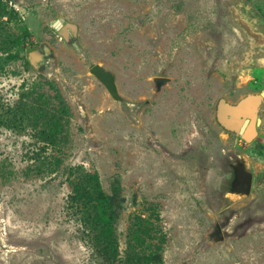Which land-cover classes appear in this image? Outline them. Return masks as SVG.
<instances>
[{
  "label": "rangeland",
  "instance_id": "obj_1",
  "mask_svg": "<svg viewBox=\"0 0 264 264\" xmlns=\"http://www.w3.org/2000/svg\"><path fill=\"white\" fill-rule=\"evenodd\" d=\"M9 1L0 36L20 57L0 52V114L15 110L0 126V264H135L130 247L150 264H264V102L252 142L216 119L220 98L264 92V0ZM237 162L250 195L228 187ZM87 173L112 200L117 260L73 203Z\"/></svg>",
  "mask_w": 264,
  "mask_h": 264
},
{
  "label": "trees",
  "instance_id": "obj_2",
  "mask_svg": "<svg viewBox=\"0 0 264 264\" xmlns=\"http://www.w3.org/2000/svg\"><path fill=\"white\" fill-rule=\"evenodd\" d=\"M15 14L16 10L11 7L9 0H0V20L4 19L0 21V27L2 30L3 28L5 29L4 26L8 27L9 24L8 19L5 20V18L9 15L10 19H13V15ZM25 35L27 36V32H25ZM12 38V44H15L16 46H18L22 40L20 36H17L16 34H14ZM11 50V46H9L0 36V52L8 54L9 59H18L20 53L18 51L12 53ZM14 111L15 110L10 107L8 111L0 114V126L5 124L4 126L15 128L14 113L13 117L9 119L12 123L4 120L5 116ZM72 188L73 203L78 206L83 214L86 230L89 233L92 244L101 254H109L111 258L117 260L119 254V242L114 228V209L112 207V200L102 190L99 176L95 173H87L85 177H82L77 182L73 183ZM155 249L156 251H162L160 245H157V248ZM129 258L130 262L135 264H150L151 262H154L151 255H143L142 257H139L135 253L133 247H130Z\"/></svg>",
  "mask_w": 264,
  "mask_h": 264
},
{
  "label": "water",
  "instance_id": "obj_3",
  "mask_svg": "<svg viewBox=\"0 0 264 264\" xmlns=\"http://www.w3.org/2000/svg\"><path fill=\"white\" fill-rule=\"evenodd\" d=\"M54 26L68 43H73L75 45V42L73 40L75 37H78L79 33V26L77 24L67 22L64 18H60L55 22ZM90 72L95 75L102 83H104L111 95L117 101L125 102V99L120 95L118 91L116 75L111 70L106 69L101 64H95L91 68ZM156 81L158 82L159 87H162L169 81V78L157 77ZM263 102L264 92L247 93L239 100V105L249 104L252 107V113L250 115V118L252 120L251 123L249 122V119L242 127V129L236 132L239 137L247 142H252L253 139L257 136V127L261 121L258 115ZM224 103H227L229 106L231 105L225 97H222L218 101V107H221ZM242 170L243 174L240 182L241 184H244V186L242 190L234 189L233 191H236V193H240V195H250V193L252 192L253 174L251 171H248L246 167H244V165L242 166Z\"/></svg>",
  "mask_w": 264,
  "mask_h": 264
},
{
  "label": "flooded vegetation",
  "instance_id": "obj_4",
  "mask_svg": "<svg viewBox=\"0 0 264 264\" xmlns=\"http://www.w3.org/2000/svg\"><path fill=\"white\" fill-rule=\"evenodd\" d=\"M31 54L34 55V61H38L39 57L42 58L45 53H40L38 49H34V51L31 52ZM36 59V60H35ZM242 98V97H241ZM240 98V99H241ZM235 102H230L231 105L229 106L227 103L222 104L221 107H218L217 105V113H216V119L217 122L221 125L223 129L229 132L236 133L237 131L241 130L242 127L246 124V122L249 120L251 123L250 115L252 113V107L249 104L239 105V100ZM249 123V124H250ZM237 135V134H236ZM239 137V136H238ZM240 139H242L240 137ZM245 141L244 139H242ZM247 142V141H245ZM233 163L232 170L233 174L232 177H230L228 182V187L233 189L242 190L244 184H241L240 179L243 174L242 166L240 164ZM230 184V186H229Z\"/></svg>",
  "mask_w": 264,
  "mask_h": 264
},
{
  "label": "bare ground",
  "instance_id": "obj_5",
  "mask_svg": "<svg viewBox=\"0 0 264 264\" xmlns=\"http://www.w3.org/2000/svg\"><path fill=\"white\" fill-rule=\"evenodd\" d=\"M234 194V193H233ZM236 194V193H235ZM238 194V193H237ZM232 195V194H231Z\"/></svg>",
  "mask_w": 264,
  "mask_h": 264
}]
</instances>
